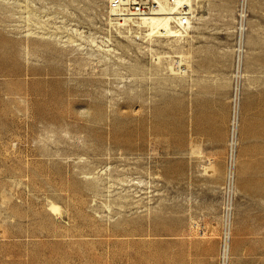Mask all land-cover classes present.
Listing matches in <instances>:
<instances>
[{
	"label": "rangeland",
	"instance_id": "374dc122",
	"mask_svg": "<svg viewBox=\"0 0 264 264\" xmlns=\"http://www.w3.org/2000/svg\"><path fill=\"white\" fill-rule=\"evenodd\" d=\"M28 1L39 32L47 19L117 54L92 65L23 38L27 0H0V264H221L232 143L227 264H264V199L249 196L263 170L250 161L264 154V0H192L190 38L152 52L109 23V0Z\"/></svg>",
	"mask_w": 264,
	"mask_h": 264
},
{
	"label": "bare ground",
	"instance_id": "6f19581e",
	"mask_svg": "<svg viewBox=\"0 0 264 264\" xmlns=\"http://www.w3.org/2000/svg\"><path fill=\"white\" fill-rule=\"evenodd\" d=\"M32 4V2H30ZM185 4L187 5L193 14L192 10V0H179L178 4ZM24 10L25 13H27L26 18H27V26L26 29L23 31L25 32L23 34V38L26 39H35L39 40L41 43L44 42H53L56 43V45L59 47V54H66L69 56H74L76 53L81 52L83 55H85L86 59H88V63L92 62V65L95 63V61H101V59L109 60L110 58L108 56H111L113 53L117 54V51L111 47V39L99 36H95L92 34V36H87L83 35V31H80L78 28H73V27H66L62 25H55L54 29H50V24L47 22V19L44 20L42 19L41 22L43 25L47 26L49 25L48 29L46 31H41L39 32L35 22H32L31 17L35 15L33 12L32 8L29 6V1L27 0V3L24 5ZM161 12L156 13L155 15L142 18L136 22H133L135 26L134 34L136 39H142L143 43L146 44L145 47L147 48L150 52L154 51L153 46L156 44L164 43L168 45L170 49H173L174 46H177L176 49H181L182 48V42L188 38H190L189 31L192 29L193 25H189L188 29H185L184 31L178 30L176 27L172 26L171 24V15L173 12H169L166 8V4H160ZM117 15L114 10L109 11V23L112 25V16ZM22 17V16H21ZM41 19V18H40ZM39 19V20H40ZM198 21H200V17L196 18ZM130 21V20H128ZM30 23L32 25H35L34 28H31ZM109 30V29H108ZM128 33V35H123V33ZM119 34L121 35L122 38H125L129 42L133 48L137 49V51L142 52V44L136 41V39L131 38L129 35H132V27H126L124 30H119ZM78 37L80 40L86 43L85 45H82L81 42H77L75 39ZM87 38V39H84ZM146 49V50H147ZM175 49V48H174ZM149 52V53H150ZM168 56V55H167ZM166 56V57H167ZM31 53L30 49L28 46H25L23 48V58L26 62L30 63L31 61ZM169 57V56H168ZM183 59L184 55H179ZM160 57L156 56V58L153 60L155 62H158ZM102 62V61H101ZM181 64L179 61H175V65ZM241 65V63H240ZM237 70V69H236ZM235 70V71H236ZM237 74V73H236ZM99 79H95V81H98ZM120 81H124L125 79L120 78L116 79ZM128 81V79H126ZM93 82V79H92ZM68 90H73V92H76V89L74 88H68ZM238 91L239 87L238 85L233 86V102L237 100L238 96ZM93 94V92H92ZM235 96V99H234ZM236 107V104H235ZM236 121H237V112L236 108L232 110V126H233V132H235V126H236ZM125 137V136H124ZM232 139H234V133L232 135ZM231 146V145H230ZM234 148V143H232V149ZM236 159V156L234 160ZM106 177L104 180H106V183L108 184V188H110L114 183H112V175L110 174H105ZM93 178V177H92ZM119 181H123L122 179H116ZM126 179V178H125ZM128 179V178H127ZM129 181V180H128ZM128 183V182H127ZM126 184V183H125ZM51 210L54 212H57L59 208L55 205L50 206ZM228 245L227 243H223L222 246V253H221V259L222 263L221 264H227L228 261Z\"/></svg>",
	"mask_w": 264,
	"mask_h": 264
},
{
	"label": "built area",
	"instance_id": "2783aa9c",
	"mask_svg": "<svg viewBox=\"0 0 264 264\" xmlns=\"http://www.w3.org/2000/svg\"><path fill=\"white\" fill-rule=\"evenodd\" d=\"M179 0H109L108 10H114L117 15L112 16V25L119 29L124 30L126 27L135 26L133 22H136L142 18H146L156 13L161 12L160 4H166L167 10L173 12L171 15V24L176 27L178 30L184 31L188 29L189 25L193 22V14L191 9L183 4H178ZM109 14V13H108ZM243 17L240 16L239 23V36L237 41V51L239 55L240 47L242 44V26H243ZM110 16L108 15V20ZM130 20V21H128ZM235 149H232L228 158V167H227V185H228V197L226 199L225 207V228L224 235L222 240L223 243L229 242L230 239V222H231V205H232V194L231 187L234 183V160Z\"/></svg>",
	"mask_w": 264,
	"mask_h": 264
},
{
	"label": "crops",
	"instance_id": "0c3cea01",
	"mask_svg": "<svg viewBox=\"0 0 264 264\" xmlns=\"http://www.w3.org/2000/svg\"><path fill=\"white\" fill-rule=\"evenodd\" d=\"M251 164L252 167L254 168V171H257V166L259 164V166L263 169L262 172L259 174V180L257 179V177L255 176V173L250 174V187H249V196L250 199L254 198V194H255V198L254 199H264V154L263 156H261V158L259 159V161L257 160V157H255L254 159H251ZM259 190V192H258ZM263 205V204H261Z\"/></svg>",
	"mask_w": 264,
	"mask_h": 264
}]
</instances>
